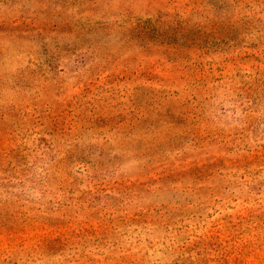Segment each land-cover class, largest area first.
<instances>
[{"label": "rangeland", "instance_id": "374dc122", "mask_svg": "<svg viewBox=\"0 0 264 264\" xmlns=\"http://www.w3.org/2000/svg\"><path fill=\"white\" fill-rule=\"evenodd\" d=\"M0 264H264V0H0Z\"/></svg>", "mask_w": 264, "mask_h": 264}]
</instances>
